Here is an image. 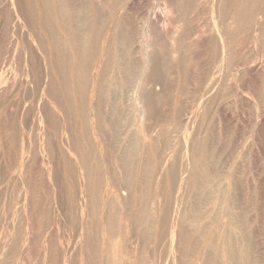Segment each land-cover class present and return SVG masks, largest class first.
I'll list each match as a JSON object with an SVG mask.
<instances>
[{"label": "bare ground", "instance_id": "obj_1", "mask_svg": "<svg viewBox=\"0 0 264 264\" xmlns=\"http://www.w3.org/2000/svg\"><path fill=\"white\" fill-rule=\"evenodd\" d=\"M81 1L78 0L82 4ZM192 1L196 3L195 7L202 3V0ZM192 1L95 0L89 2L88 0L84 8L82 7L84 2L82 6L80 4L78 8L74 7L73 0H6L4 3L5 7H3L8 14V17L7 14L5 17L11 24L9 34L12 38L15 34L22 38L25 33L29 39L27 41L35 50L34 58L37 60L40 86L37 112L41 127H38L41 133L40 139L38 136L37 149L41 150V161L47 163V170L50 171L53 192V197L50 196L51 200L49 196L44 198L49 204L53 201V207H56L55 210L58 209L57 212L53 211L56 215L59 212L67 214L64 222L61 220L64 225L68 224L69 228L73 229H69L73 231L71 232L73 235L77 233V230L74 233V229L79 230L78 235L75 236L77 240L74 242L78 251L76 256L74 252L71 254V258L75 259H68L70 255L68 257L63 253L68 250L65 247L61 259L58 255L59 258H56L54 263L49 261V258L47 263L49 261L52 264H147L143 260L142 249L153 237L155 245L158 242L161 244H157L159 246H162V243L165 245L166 251L162 250L165 252L166 261L163 264H256L254 257L257 249L255 250L256 247L254 248L253 245L254 239L251 240L250 228L251 222L258 220L259 213L258 209L252 208L254 210L251 217L249 206L252 199L249 188L252 186L249 184L247 161L248 159L259 161L257 158L261 151L258 147V133L261 123L259 120L262 118L254 121L251 131L254 136L251 138L252 143H248V138L245 137L247 131L245 130L246 134L244 132L246 118L236 116L235 123H238L237 128H240L238 130L241 136L234 123V134L232 133L233 136L228 139L227 152H229H225L228 156L225 162L224 160L221 162V157L212 152V150L216 151L215 146L211 145L213 141L212 143L211 140L208 141L210 134L207 133L209 130L205 125L204 114L210 113L213 107L216 109L217 104H222L221 99L226 96L229 87L223 80L230 76L226 73V77L224 74L219 78L215 79V77L230 68L233 55L241 49L240 42L246 36L247 39L250 36L252 40L249 41L256 42L254 48H261L260 54L264 53V0H212V2L208 0L207 5L209 2L212 3L211 8L208 7L211 34L210 37H206V46H212L211 49L214 50L213 61L210 60L212 69L207 70L204 80L202 79V84L206 82L205 87L198 82L199 85L201 84L199 89L203 88L201 91L196 88L197 91L193 93L194 101L186 110L183 107L179 108L181 96L186 93V84L189 83L186 72L190 71L188 65L190 62L187 64L189 59L185 61V52H187L185 48L194 43L185 47V43L191 42L192 39L184 43L187 39H185L186 35L184 36L186 22L184 10L187 11L188 7L193 5ZM197 28L194 34L201 32L200 28L199 30ZM186 37L189 38V35ZM209 46L205 49L210 50ZM191 49L195 50V47ZM187 50L189 52V49ZM255 52L257 61L247 59L242 61L253 63V66L248 64L247 66L257 74L262 70L264 59L258 50ZM24 61L25 65L30 64L27 58ZM191 70L193 71V68ZM242 72L245 75L246 71ZM249 87L255 97L257 94V99L264 91L259 85ZM210 88H214L215 93H210L212 90ZM219 111H217L219 114L222 113V109ZM232 117L231 114L230 118ZM227 118L226 116L225 119ZM181 124L184 125V129L180 127L181 131L183 130L181 135L184 143L180 144L183 147L177 152L173 132L179 131V125L183 126ZM192 128L196 130L186 135L185 131L187 129L191 131ZM243 133L245 135H242ZM21 138L16 141L10 140L11 137L8 138L12 141L13 153L8 151L9 156L6 158L11 157L15 164L25 170L28 169L27 161L30 160H26L27 153L24 151L26 146L24 147V140ZM1 143L2 141L0 145ZM219 153L224 155V152ZM252 180L253 190L257 194L261 189V181L259 182V176H254ZM24 182L21 184L24 185ZM22 188L25 187L21 186ZM23 190L26 198L30 189ZM63 190L66 192L65 195L62 194ZM36 199L37 202L41 200L36 197L35 201ZM30 201L34 202L32 197ZM22 203L25 204L23 201ZM49 204L46 201V205ZM25 205L23 209L27 207ZM49 206H43L44 210ZM39 209L43 212L41 208ZM46 211V214L41 212V215H47L48 211ZM49 214L48 217L52 220L53 217L50 215L52 217L50 218ZM25 216L29 217L26 214ZM58 217L53 221L58 223ZM49 219L46 218L47 222ZM41 220L37 221L41 223ZM31 221L33 222V218ZM50 223V221L45 223L48 224L47 228ZM26 224L32 226V223L26 222ZM33 226L36 228L34 224ZM44 227L42 226L41 232L45 235L46 227ZM37 230L36 228L35 233ZM25 235L24 232L22 237L20 236L21 240L20 237L18 238L24 245L27 243V238H30L27 237L28 234L26 237ZM44 235L43 239L47 234ZM40 236L39 238L42 237ZM54 238L52 237L51 240ZM61 240L58 241L61 243ZM43 241L42 243L47 242V240ZM63 241L67 242V240ZM53 243L56 244L54 241ZM53 243L50 244L54 247ZM28 245L25 246L28 248ZM43 247L41 249H45ZM56 247L59 248L57 245L54 249H57ZM68 251L72 253V250ZM55 255L56 253H53L52 256L55 258ZM54 258L51 257L52 260ZM41 261H43L42 257ZM43 263L44 261L41 262Z\"/></svg>", "mask_w": 264, "mask_h": 264}, {"label": "rangeland", "instance_id": "obj_2", "mask_svg": "<svg viewBox=\"0 0 264 264\" xmlns=\"http://www.w3.org/2000/svg\"><path fill=\"white\" fill-rule=\"evenodd\" d=\"M81 0H79V2H80ZM95 2V0H89V2ZM190 1H192V0H190ZM195 1V0H194ZM209 1H211L212 2V0H209ZM78 2V0H75V2H74V0H73V3L75 4L74 5V7L76 6L77 8H78V6H80V4L81 3H79ZM82 2V4H83V2H84V5L82 6V4H81V6L84 8V7H86V5L88 4V0H87V2H86V0H82L81 1ZM202 3H199L196 7H195V4L193 3V1L191 2V3H193V5H191V6H189L188 7V9H187V11L186 10H184V12H185V20L184 21H186L185 23H184V36L186 35H189V38L188 37H186L185 36V39L186 40H184V43H185V41H188V40H190V39H195V38H197V40H191V42L190 41H188V43H185V47H187V46H189V44L190 43H194V44H192V46L194 45V47H195V50L194 49H191V48H194V47H192L191 46V44H190V48L189 47H187V48H185L186 49V51L187 52H185L186 54V56H185V61L186 60H188V62H187V64L190 62H192L191 63V65H190V63L188 64L189 65V68H190V71L188 72H186V76H187V79H189V81L187 80V82H189V83H187L186 84V90L188 91H186L185 90V92L186 93H184V95H182L181 96V99H180V102L182 101V103H180L179 102V108H185L186 110H188L189 108H190V106H191V102H193L194 100V94H195V92L197 91V89H199V86L202 84V81L204 80V77H205V75H206V72H207V70L209 71V70H211L212 69V65H210V64H212V62L211 61H213V57L214 56H212L213 55V53H212V51L214 52V50H212L211 49V47L209 46V45H207L206 46V37H210L209 36V34H211V22H209L210 20V17H209V13H208V10H209V8L208 7H210L211 8V6H212V3L211 2H209L208 3V5L206 4L207 2H208V0H202L201 1ZM4 3H6V0H0V92L1 91H3V92H1V95L2 94H4V95H2L3 97H1V95H0V104H1V101H2V107L0 108V112H1V115H0V141H2V143H1V145H0V217H1V219H0V246H1V248H0V264H41V262H43L44 261V263L43 264H45V263H47V260H48V258H49V261H51L52 263H54L55 261L54 260H56V258H59V256H61L59 259H61L62 258V252L67 248L68 250H72V253H71V251H68V250H66V252L64 251L63 253H66V255L69 257V255H70V257L68 258V259H70V260H74L75 258H71V254H73V252L75 253L74 255L76 256V251H78V247L76 248V246H77V244H75L74 242H76V234L78 233V229H74V233H76L75 231L77 230V233L76 234H74L73 235V233H71V232H73V231H70L72 228H69V226H68V224H67V226L66 225H64L63 224V222H64V218H67L66 216H67V214L65 213V214H63V213H61L60 214V212H59V214L58 215H56L55 214V212H57L58 211V209L57 210H55L56 209V207H53V205H54V203H53V201L51 202L50 201V204L51 203H53L52 205H50L49 204V201L48 200H46L45 198L46 197H48L49 196V199L51 200L52 199V195H53V192L51 191L52 189H51V185H52V180H51V178H50V171L49 170H47V163H42V153L40 152L41 150L40 149H37V147H38V140L40 139V133H41V127H40V124H39V122H38V112H37V106H38V100H39V77H38V72H37V60H35V58H34V49H32L33 47H32V45L29 43V41H27V40H29V39H27V36H26V34L24 33V35L22 36V38H19V35L17 36L16 34L13 36V38H12V36L9 34L10 32H9V28L11 27V24L9 23V19L7 18L8 17V14H7V12H5L6 11V8H4L5 7V5H4ZM87 3V4H86ZM79 4V5H78ZM86 4V5H85ZM211 4V5H210ZM210 5V6H209ZM4 6V7H3ZM195 7V8H194ZM194 9V10H193ZM200 9V10H199ZM192 10V11H191ZM196 10V11H195ZM197 13V14H196ZM6 14H7V17H5L6 16ZM196 17V18H195ZM198 17V18H197ZM209 17V18H208ZM195 19H197V20H195ZM208 20V21H207ZM189 22V23H188ZM198 22V23H197ZM209 22V23H208ZM187 23V25H185ZM208 23V24H207ZM190 25V26H189ZM189 26V27H188ZM208 26H210V27H208ZM195 27V28H194ZM197 27H199L200 28V30H201V32H199V34H194L195 33V31H196V28ZM185 28H187L186 30H185ZM189 28V29H188ZM190 28H192V29H190ZM193 28L195 29V31H193ZM199 28H197L198 30H199ZM204 29V30H203ZM206 29H208V30H206ZM189 30H191V32H189ZM185 31H187V32H185ZM194 32V33H193ZM203 32V33H202ZM189 33V34H188ZM191 33H193V36H192V34ZM9 35H10V39H9ZM197 35H199V36H197ZM208 35V36H207ZM197 36V37H196ZM3 37V38H2ZM5 37V38H4ZM249 37V39H247V36L242 40V42H240V50L238 51V53L235 55H233L234 57H232L233 59L231 60L232 62H231V65H230V68H232L233 70H231L230 68L227 70L226 69V71H222L221 72V74H217L218 75V77H215V79L216 78H219L220 76H223V74H224V76L226 77V73H227V75L229 74V78L228 79H224L223 81L224 82H227L226 83V85H228L229 87H228V92H227V90H226V93L227 94H225L226 96H223V98L221 99V101H222V104L220 103V104H217L216 106H218V107H215L216 109H214V107L212 108V110L210 111V113H208V114H204V117H205V119H204V121H205V125L207 126V128H208V130L209 131H207V133H208V141H210L211 140V143H212V141H213V143L211 144L212 145V147H214L215 146V149H216V151H219V152H224V155H223V153H222V155H219L220 153L219 152H216V151H214V150H212V152H214V154L216 155V153L218 154V157L220 158V161L222 162L223 160H224V162H225V160H226V157L228 156V154L226 155V153L225 152H227V150H228V147H229V137H232L233 136V132H234V130L233 129H235L234 128V123H235V119H237V117H239V118H243V119H245V128H244V132H245V134H246V131H247V134L245 135L244 133L242 134V135H245V137L246 138H248V143H252V141H251V138H252V136H254V134H252L251 133V131H252V125H253V123H254V121L257 119V118H259V119H261V120H259V123H260V121H261V123H262V125H261V123L259 124L260 125V130H259V133H258V135H259V145H258V147H259V150L261 151V156H260V154H259V157L257 158L258 160V162H256V159H255V161H251V159H248V161H247V163H249V168H248V178H249V184H250V186H252L251 188H249V194L251 195V199H252V201L250 200V210L252 211H250V213H251V217H252V214H253V210L254 209H258V213H259V218H257L258 220V222L256 221H254V222H251V228H250V232H251V240H253L254 239V241H253V245H254V248H255V250L257 249V251H256V253H255V257L254 258H256L255 259V262H256V264H264V233H263V231H264V91L262 92V95L261 96H259L258 97V99L256 98L257 97V94H256V97L252 94L253 92H251V88L249 87V86H252L253 87V85L254 86H258L259 85V87H261V88H263V90H264V75H263V73H264V62H263V66L261 67L262 68V70L260 71H258V75L257 74H255L254 72H253V70L251 69V67H249L248 68V66H253V63H249V64H251V65H249L248 63H247V61L245 62V61H242V59L244 60V59H247V60H256L257 61V59H258V57L256 58L255 56H254V54L256 53L255 51L256 50H258V53L260 54V49L261 48H258V49H255L254 47H255V45H256V42L254 43V42H250L249 40H252V38L250 39V36H248ZM205 38V39H204ZM18 39H22L21 41L20 40H18ZM203 39L205 40V41H203ZM247 39V40H246ZM8 40H10V41H8ZM245 40V41H244ZM2 41H4V42H2ZM197 42V44H196V42ZM254 41V40H253ZM18 42V43H17ZM245 42V43H244ZM15 43V44H14ZM19 44V45H18ZM23 44V45H22ZM25 44V45H24ZM188 44V45H187ZM243 44V45H242ZM255 44V45H254ZM15 45V46H14ZM187 45V46H186ZM196 46H198V47H196ZM204 46V47H203ZM209 46V49L210 50H208V49H205V48H207ZM245 47V48H244ZM249 47H251V48H249ZM203 48V49H202ZM243 48V49H242ZM3 49V50H2ZM5 49V50H4ZM31 49V50H30ZM187 49H189V52H188V50ZM191 49V50H190ZM255 49V50H254ZM10 50V51H9ZM203 50V51H202ZM243 50V51H242ZM245 50V51H244ZM33 53H32V52ZM194 51V52H193ZM199 51V53H197ZM192 52H193V54H192ZM204 52H205V54H204ZM210 52L212 53V54H210ZM23 53H24V55H23ZM209 53V54H208ZM188 54H189V56H188ZM199 54V55H198ZM195 55H196V57H195ZM202 55V56H201ZM207 55V56H206ZM210 55V56H209ZM214 55H215V53H214ZM260 55H262V58L264 59V53H262V54H260ZM29 56H31V57H29ZM190 56H191V58H190ZM236 56V57H235ZM241 56V57H240ZM251 58H249V57ZM198 57H199V59H198ZM260 57V56H259ZM28 59V61H30V64L28 63H26V65H25V61H24V59ZM199 61H198V60ZM212 59V60H211ZM13 60V61H12ZM211 60V61H210ZM260 60V59H259ZM258 60V61H259ZM24 61V62H23ZM205 61V62H204ZM240 61H241V63H240ZM36 62V63H35ZM196 62V63H195ZM200 62V63H199ZM211 62V63H210ZM23 63H24V65H23ZM32 64V65H31ZM237 64H239V65H237ZM247 64H248V66H247ZM192 65H193V67H192ZM238 66V68H236L237 66ZM29 66V67H28ZM232 66V67H231ZM233 66H234V68H233ZM236 66V67H235ZM241 66V67H240ZM195 67V68H194ZM211 67V68H210ZM244 67V68H243ZM20 70H19V69ZM191 68H193V71H194V69H195V72H193L192 70H191ZM200 68V69H199ZM209 68V69H208ZM241 68V69H240ZM247 68H248V72H250V70H252L250 73H248L247 72ZM197 69V70H196ZM204 71H203V70ZM206 69V70H205ZM235 69V70H234ZM242 69H246V70H242ZM250 69V70H249ZM240 72H239V71ZM13 71V72H12ZM24 71V72H23ZM36 71V72H35ZM231 71H232V73L233 74H235V75H233L232 73H231ZM242 71H246L245 72V75H243L244 73L242 72ZM30 72V73H29ZM34 72V73H33ZM229 72V73H228ZM260 72V73H259ZM25 73V74H24ZM27 73V74H26ZM230 73H231V75H233V76H231L230 75ZM240 73H242L241 75H243V78L240 76ZM254 75V77H253V75ZM12 74V75H11ZM201 74V75H200ZM247 74V75H246ZM251 76H249V75ZM22 75V76H21ZM37 75V76H36ZM216 75V76H217ZM263 75V76H262ZM33 76V77H32ZM36 76V77H35ZM197 76V77H196ZM237 76V77H236ZM260 76V77H259ZM28 77V78H27ZM189 77H191V78H189ZM193 77H195V79L193 78ZM246 77L248 78V79H246ZM30 78V79H29ZM241 78L243 79V81H241ZM24 79V80H23ZM203 79V80H202ZM215 79H213L214 81H215ZM236 79V80H235ZM13 80H14V82H13ZM37 80H38V82H37ZM190 80L193 82H190ZM196 80H197V82H196ZM208 80V79H207ZM241 81V82H238V81ZM246 82H245V81ZM263 80V81H262ZM18 81V82H17ZM20 81H21V83H20ZM235 81V82H234ZM23 82V83H22ZM198 82H200L201 84L199 85V83ZM11 83V84H10ZM13 83V84H12ZM18 85H17V84ZM196 85H195V84ZM241 83V84H240ZM243 83V84H242ZM245 83V84H244ZM204 84V83H203ZM202 84V86L203 87H205V84H206V82H205V84L203 85ZM256 84V85H255ZM22 85V86H21ZM187 85H189V86H187ZM198 85V86H197ZM238 85V86H237ZM241 85L243 86V87H241ZM18 86V87H17ZM192 86V87H191ZM239 86H240V88H239ZM246 86V87H245ZM2 87V88H1ZM4 87V88H3ZM187 87H189L190 89H192V90H190L189 88H187ZM203 87H200V89H199V91H201V88H203ZM232 87V88H231ZM234 87V88H233ZM235 87H237V88H235ZM25 88V89H24ZM197 88V89H196ZM239 88V89H238ZM242 88V89H241ZM14 89V90H13ZM37 89V90H36ZM196 89V90H195ZM212 88H210V90H211ZM238 90V92H240V94H238V92H237V90ZM244 89V90H243ZM246 89V90H245ZM251 89V90H250ZM5 90V91H4ZM190 90V91H189ZM194 90V91H193ZM209 90V91H210ZM214 92H213V91ZM211 91H210V93L212 92V93H215V89L213 88ZM242 91V93H241V91ZM19 91V92H18ZM23 91H24V93H23ZM21 92V93H20ZM20 93V94H19ZM23 93V94H22ZM194 93V94H193ZM29 94V95H28ZM189 94V95H188ZM191 94H193V95H191ZM252 95V96H251ZM5 96V97H4ZM29 96V97H28ZM228 96V97H227ZM187 97V98H186ZM249 97V98H248ZM255 97V98H254ZM2 98H4V99H2ZM8 98V99H7ZM28 98V99H27ZM225 98V99H224ZM183 99V100H182ZM188 99V100H187ZM190 100V101H189ZM224 100V101H223ZM248 100V101H247ZM186 101V102H185ZM257 101V102H256ZM37 103V104H36ZM187 103V104H186ZM189 103V104H188ZM227 103V104H226ZM182 104H183V106H182ZM186 104V105H185ZM181 106V107H180ZM219 106H221V108L219 107ZM224 106H226V107H224ZM229 106V107H228ZM185 109H181V110H184L185 111ZM222 109V113H218V112H220L219 110H221ZM228 111H226V110ZM216 110V111H215ZM225 110V111H224ZM218 111V112H217ZM13 112V113H12ZM213 112V113H212ZM217 112V113H216ZM224 112H226V113H224ZM230 113V114H229ZM258 113V114H257ZM19 114V115H18ZM225 114H227V115H225ZM231 114H232V118H230V116H231ZM3 115V116H2ZM6 115V116H5ZM205 115H208V116H205ZM224 115V116H223ZM229 115V116H228ZM15 116V117H14ZM212 116V117H211ZM220 118H219V117ZM226 116L228 117L227 119H225L226 118ZM237 116V117H236ZM241 116V117H240ZM6 117V118H5ZM211 119H210V118ZM221 117H224V119L222 118L221 119ZM261 117V118H260ZM15 118V119H14ZM221 119V120H220ZM229 119H231L232 121H230ZM210 120V121H209ZM6 121V122H5ZM10 121V122H9ZM25 121V122H24ZM225 121V122H224ZM247 121H248V123H247ZM263 121V122H262ZM224 122V123H223ZM230 122V123H229ZM8 123V124H7ZM11 123V124H10ZM17 123V124H16ZM213 124V125H212ZM222 124H224V125H222ZM226 124V125H225ZM236 124V123H235ZM11 125V126H10ZM181 125H183V124H181ZM215 125V126H214ZM30 126H32V127H30ZM36 126V127H35ZM222 126H224V127H222ZM237 126H238V123L235 125V127L237 128ZM6 127V128H5ZM38 127H40V128H38ZM180 127L182 128V129H184V125L183 126H180L179 125V128H178V130L179 131H177V132H173L174 133V135H175V138H174V140H175V149H176V151L178 152V151H180L181 150V148L183 147L182 145H183V143H184V140H183V135H181V133H182V131H181V129H180ZM259 127V126H258ZM213 128V129H212ZM5 129H6V131H5ZM10 129H11V131H10ZM15 129V130H14ZM38 129V130H37ZM189 129V128H188ZM186 130L185 131V134L187 135L188 133L190 134L191 132H192V130L194 131V130H196V128H192L191 129V131L190 130ZM220 129V130H219ZM238 129H240V128H237V131H238V134H239V130ZM18 130V131H17ZM23 130V131H22ZM40 130V131H39ZM220 132H219V131ZM230 130V131H229ZM246 130V131H245ZM8 131V132H7ZM15 131V132H14ZM17 131V132H16ZM188 131V132H187ZM190 131V132H189ZM39 132V133H38ZM211 132V133H210ZM38 133V135H36ZM178 133V134H177ZM233 133V134H232ZM11 134L13 135V136H11ZM18 134H19V136L20 137H18ZM184 134V133H183ZM17 135V136H16ZM26 137H25V136ZM33 135V136H32ZM178 135H180V136H178ZM214 135V136H213ZM230 135V136H229ZM14 136H16V138H15V140H14ZM38 136H39V139H38ZM239 136H241V134H239ZM10 137H11V139H10ZM21 137H25L24 139L23 138H21ZM10 140H14V141H16V139H19V138H21L22 140H24L23 141V145H24V147H25V149H24V151H26V160H30V161H27L28 163H27V166H28V169H27V171H26V169L24 170V168H20L18 165H17V163L15 164L14 163V160L12 161L11 159V157H9V159H8V157L6 158V156H9V154H8V151H11L10 153H13V151H12V141H10ZM179 138H182V139H179ZM221 138V139H220ZM26 139V140H25ZM36 139V140H35ZM180 140V142H179V140ZM231 139V138H230ZM3 140H4V143H3ZM7 140V141H6ZM183 140V141H182ZM25 141H26V143H25ZM215 141V142H214ZM223 141V142H222ZM251 141V142H250ZM7 142L10 144H7ZM228 143V146H227V143ZM14 143V142H13ZM182 143V145H180ZM226 143V144H225ZM177 144V145H176ZM3 145V146H2ZM218 145V146H217ZM220 145H221V147H220ZM9 146V149H7V147ZM11 146V147H10ZM33 146V147H32ZM178 146V147H177ZM2 147V148H1ZM5 147V148H4ZM222 147H224V149H222ZM4 148V149H3ZM26 148H28L27 150H26ZM32 148H33V150H32ZM219 149V150H218ZM226 149V150H225ZM39 150V151H38ZM221 150H225V151H221ZM32 151V152H31ZM6 152V154L4 155V153ZM229 152V151H228ZM227 152V153H228ZM33 153V154H32ZM40 155V156H39ZM5 156V157H4ZM30 156H31V158L33 159H31L30 158ZM38 156H39V158H38ZM4 157V158H3ZM28 158V159H27ZM5 160V162H4V160ZM8 159V160H7ZM39 159V160H38ZM11 160V161H10ZM37 160V161H36ZM8 161V162H7ZM32 161V162H31ZM250 161V162H249ZM10 162V163H9ZM13 162V163H12ZM4 163V164H3ZM31 165H30V164ZM38 163V164H37ZM254 163H256V164H254ZM261 163V164H260ZM13 164V165H12ZM33 164V165H32ZM259 164V165H258ZM5 167H4V166ZM12 165V166H11ZM26 166V167H27ZM7 167V168H6ZM13 167V168H12ZM19 167V168H18ZM31 167V168H30ZM9 168V169H8ZM43 168V169H42ZM14 169V170H13ZM29 169H31V170H29ZM48 169H49V167H48ZM5 170H7V171H5ZM12 170V171H11ZM16 170H18V171H16ZM23 171V172H21V171ZM44 170V171H43ZM249 170H250V172H249ZM256 170V171H255ZM14 171V172H13ZM24 171H26V172H24ZM49 171V172H48ZM15 172H16V174H15ZM19 172V173H18ZM29 172H31V173H29ZM44 172V173H43ZM261 172V173H260ZM21 173V174H20ZM23 173V174H22ZM24 173H26V175H24ZM32 174V175H31ZM41 174V175H40ZM46 174V175H45ZM21 175V176H20ZM22 175H24V176H22ZM43 175V176H42ZM48 175V176H47ZM254 176L255 177H258L259 176V182H260V184H261V189H260V192H258L257 194H256V191H254L253 190V185H252V182H253V180H252V178H254ZM22 177V178H21ZM26 177V178H25ZM25 178V179H24ZM32 178V179H31ZM41 178V179H40ZM263 178V179H262ZM14 179H16L17 180V182H16V180H14ZM30 179V180H29ZM47 179L49 180V181H47ZM20 180H22V182L20 181ZM24 180H25V182H24ZM34 180V181H33ZM40 180V181H39ZM5 181V182H4ZM15 181V182H14ZM30 181V183H28ZM19 182H20V185H19ZM24 182V185L23 184H21V183H23ZM18 184V185H16V184ZM39 183V184H38ZM12 184V186H10ZM32 184V185H31ZM9 186V187H8ZM17 186V187H16ZM21 186L22 187H25L27 190L28 189H30V190H28L29 192L27 193V197L26 198H24V195H23V192H24V190L22 191V189H25V188H22L21 189ZM37 186V187H36ZM49 186V187H48ZM12 188V189H11ZM20 188V189H19ZM40 188V189H39ZM50 188V189H49ZM40 191H39V190ZM10 190H11V192H10ZM5 191V192H4ZM14 191V192H13ZM46 191V192H45ZM49 191H51V192H49ZM64 191V190H63ZM10 192V193H9ZM16 192H17V195H16ZM38 193V194H37ZM42 193H44V194H42ZM52 193V194H51ZM66 194V192L64 191V192H62V194L63 195H65ZM254 193H255V195H254ZM14 194V195H13ZM32 194V195H31ZM36 194V195H35ZM51 194V195H50ZM13 195V197H11ZM30 195V196H29ZM257 195V196H256ZM39 196H43L42 198H43V200H42V198L40 197L39 198ZM50 196H52V197H50ZM255 196V197H254ZM9 197V198H8ZM15 197V198H14ZM30 197H32V200L34 201V202H37L38 200L36 199V201H35V198L37 197L40 201L39 202H43L44 201V199L48 202V204L50 205H46V201H44L42 204L41 203H39V202H37V203H34V202H32V201H30ZM45 197V198H44ZM5 198V199H4ZM17 198V199H16ZM257 198V199H256ZM9 199V200H8ZM22 199H25V200H22ZM29 199V200H28ZM9 201H11V202H9ZM22 201L27 205V207H24L25 209H23V206L25 205V204H23L22 203ZM30 201V202H29ZM260 201V202H259ZM29 202V203H28ZM252 202V203H251ZM256 202V203H255ZM258 202V203H257ZM3 203V204H2ZM12 203V204H11ZM44 203H45V205H44ZM21 204V205H20ZM41 204V205H40ZM6 205V206H5ZM11 205V206H10ZM25 205V206H26ZM34 205L36 206V207H34ZM39 205V206H38ZM49 206L47 209H45V210H47L46 212L49 214V211L50 210H52L51 212H53V211H55V212H53L55 215H53V213H52V215H51V212H50V214H49V216L51 215L52 217H53V219L52 220H50L49 219V217H48V214L47 215H41V210L39 209V208H43V206ZM255 205V206H254ZM258 205V206H257ZM261 205V206H260ZM19 206V207H18ZM22 206V207H21ZM253 206V207H252ZM3 207V208H2ZM11 207V208H10ZM35 208V210H34V208ZM54 209H53V208ZM258 207V208H257ZM2 208V209H1ZM21 208H22V210H21ZM39 209V210H37V209ZM46 208V207H45ZM252 208H254L253 210H252ZM49 209V210H48ZM19 210V211H18ZM27 211V212H24V211ZM37 210V211H36ZM43 210V212L42 213H44V214H46L45 213V210H44V208L42 209ZM11 211H12V213H11ZM15 211V212H14ZM34 211H36V212H34ZM16 212H18V213H16ZM24 212V213H23ZM40 212V213H39ZM261 212V213H260ZM14 213V214H13ZM35 213H36V215H35ZM25 214L26 215H29V217L28 216H25ZM20 215V216H19ZM40 217H39V216ZM64 216V217H62V216ZM8 216V217H7ZM12 216H13V218H12ZM37 216V217H36ZM50 216V218H52ZM57 216H59L58 217V220H59V222L61 221L62 222V220H63V222L61 223H57V222H55V221H53L54 219H55V217L57 218ZM10 217V218H9ZM20 217V218H19ZM27 217H28V219L30 220H26L27 219ZM39 217V218H38ZM42 217H46V218H48L49 220H48V222H47V220H46V218L44 219V218H42ZM5 218V219H4ZM23 218V219H22ZM32 218H33V222L31 221L32 220ZM38 218V219H37ZM41 218H42V220H41ZM9 219V220H8ZM18 219V220H17ZM41 220L42 222L41 223H43L42 225H41V223H40V221L38 222L37 220ZM44 219V220H43ZM62 219V220H61ZM46 220V221H45ZM57 220V219H56ZM57 220V221H58ZM8 221V222H7ZM49 221L52 223V225H51V223H50V225H49V228L51 229V231H49L50 229L49 228H47L48 227V224L47 225H45V223H49ZM53 221V222H52ZM26 222H29L30 224L32 223V226H33V224L35 225V227L38 229L37 231H36V233H35V230H36V228H33L32 226H30L29 224H26ZM25 223V224H24ZM12 224V225H11ZM17 224V225H16ZM15 225V226H14ZM28 225V226H27ZM39 225V226H38ZM44 225H45V227H46V229L48 230V231H46V229H45V235L48 237H46L45 235H44V233L43 232H41L42 231V226L44 227ZM55 225H57V226H55ZM30 226V227H29ZM63 226V227H62ZM9 227V228H8ZM18 227V228H17ZM19 227H21V228H19ZM31 227H32V229H31ZM44 227V228H45ZM52 227H53V229H52ZM67 227V228H66ZM29 228V229H28ZM54 228H55V230H54ZM65 228V229H64ZM10 229V230H9ZM22 229H23V231L26 233V235H27V237L29 236L30 238H27L28 240H27V245L28 244H30V246L28 245V248H27V246H25L24 244H22L23 242L21 241L20 242V240H21V237H22V235L24 234V232L22 231ZM27 229V231H25ZM31 229V230H30ZM40 229V230H39ZM59 229V230H58ZM70 229V230H69ZM259 229V230H258ZM12 230V231H11ZM73 230V229H72ZM16 231H17V233H16ZM32 232V233H31ZM53 232V233H52ZM66 232V233H65ZM7 233V234H6ZM43 233V234H42ZM49 233V234H48ZM50 233L52 234V236H50ZM56 233V234H55ZM63 233V234H62ZM69 233V234H68ZM262 233V234H261ZM15 234H17V236L15 235ZM30 234V235H29ZM40 234H41V236H40ZM65 234H66V237H65ZM71 234V236H69ZM26 235H25V237H26ZM43 235L46 237V239H45V237H44V239H43ZM49 235V236H48ZM62 235V236H61ZM78 235V234H77ZM12 236V237H11ZM21 236V237H20ZM32 236V237H31ZM39 236L41 237V238H39ZM56 236V237H55ZM60 236V237H59ZM263 236V237H262ZM17 237V238H16ZM20 237V238H19ZM34 237H36V238H34ZM54 238L53 240H51V238ZM69 237H71V238H69ZM74 237H75V239H74ZM16 238V239H15ZM18 238L20 239V240H18ZM33 238V239H32ZM71 240V242L68 240ZM153 237H151L150 238V240L148 241V243H146L145 244V246L143 247V253H142V257H143V260L147 263V264H157L158 263V261H159V263L161 262L162 264L166 261L165 260V258H166V256H165V252H163V250L162 249H165L164 251H166V248L164 247L165 245L162 243V246H159V245H161V244H159V242L157 243V244H159V245H157L158 247L156 248L155 246V242H154V238L152 239ZM30 239V240H29ZM41 239H43L44 241H46L47 240V242H44L43 240V242L44 243H42V241H40ZM62 239V240H61ZM72 239H73V241H72ZM153 241H152V240ZM5 240V241H4ZM9 240V241H8ZM13 240V241H12ZM17 240V241H16ZM32 240V241H31ZM59 240H61V243H62V241L63 240H67V242L66 241H63L64 243H60L59 241V243H57V241ZM15 241V242H14ZM29 241H31V242H29ZM53 241L56 243L55 245H54V243H53ZM7 242V243H6ZM19 242V243H18ZM49 242V243H48ZM70 242V243H69ZM260 242V243H259ZM18 243V244H17ZM36 243H37V245H36ZM42 243V244H41ZM46 243H48L47 245H46ZM50 243H53V245H54V247L52 246V244H50ZM67 243V244H66ZM151 243H153V244H151ZM259 243V244H258ZM17 244V245H16ZM21 244V245H20ZM63 244H65V245H63ZM71 244H73L72 246H70ZM75 244V245H74ZM20 245V246H19ZM37 247H36V246ZM44 246L43 248H45V249H41V247L42 246ZM49 245V247H52L51 249H49V250H46V249H48L49 247H47ZM58 245V247L59 248H57V249H54L55 248V246H57ZM60 245V246H59ZM153 245V246H152ZM255 245H257V246H255ZM4 246V247H3ZM41 246V247H40ZM47 248H46V247ZM74 246H75V248H74ZM262 246V247H261ZM15 249H14V248ZM27 249H26V248ZM30 247V248H29ZM33 247V248H32ZM36 247V248H35ZM66 247V248H65ZM73 247V248H72ZM156 249H155V248ZM259 247H261V248H259ZM3 248V249H2ZM18 248V249H17ZM20 248V249H19ZM41 250H40V249ZM62 248H64V249H62ZM70 248H72V249H70ZM159 248V249H158ZM5 249V250H4ZM31 249V250H30ZM36 249V250H35ZM39 249V250H38ZM59 249V250H58ZM60 249H62V250H60ZM74 249V250H73ZM153 249V250H152ZM161 249V250H160ZM46 250V252H45V254H46V256H45V254H44V251ZM52 250V251H51ZM11 251H12V253H11ZM15 251L17 252L16 254H15ZM37 251V252H36ZM41 251V252H40ZM43 251V252H42ZM51 252L50 254H52L53 255V253L55 254L56 253V255H57V257H56V255H55V258H54V256H50V254H49V252ZM61 251V252H60ZM156 251V252H155ZM159 251H160V253H159ZM259 251V252H258ZM5 252V253H4ZM21 252V253H20ZM48 252V253H47ZM58 252H60L59 254H58ZM158 252V253H157ZM161 252H163V253H161ZM5 255H4V254ZM9 253V254H8ZM69 253V254H68ZM154 253V254H153ZM24 254V255H23ZM42 254H44V255H42ZM48 254V255H47ZM156 254V255H155ZM158 254V255H157ZM162 254V255H161ZM30 255V256H29ZM37 255V256H36ZM59 255V256H58ZM163 255H164V257H163ZM9 256V257H8ZM11 256V257H10ZM15 256V257H14ZM45 256V257H44ZM48 256V257H47ZM162 257V258H164V259H162V258H160V257ZM7 257V258H6ZM38 257V258H37ZM41 257H42V260L43 261H41ZM51 257L52 258H54L53 260L51 259ZM72 257H74L73 255H72ZM156 257H157V259H156ZM12 258V259H11ZM45 258V259H44ZM15 259H16V261H15ZM22 259V260H21ZM39 259V260H38ZM163 261H161V260ZM261 259V260H260ZM263 259V260H262ZM14 262H13V261ZM260 260V261H259ZM7 261V262H6ZM24 261V262H23ZM32 261V262H31ZM46 261V262H45ZM49 261H48V263H49ZM54 261V262H53ZM156 261H157V263H156ZM258 261V262H257ZM38 262V263H37ZM49 263V264H52V263ZM69 262H74V261H69ZM154 262V263H153ZM47 263V264H48ZM158 263V264H159Z\"/></svg>", "mask_w": 264, "mask_h": 264}]
</instances>
